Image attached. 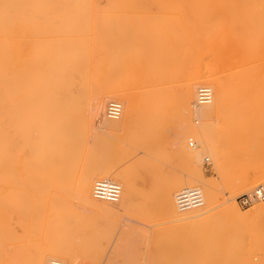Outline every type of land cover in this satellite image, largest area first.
<instances>
[{"label":"bare ground","instance_id":"obj_1","mask_svg":"<svg viewBox=\"0 0 264 264\" xmlns=\"http://www.w3.org/2000/svg\"><path fill=\"white\" fill-rule=\"evenodd\" d=\"M99 1L0 0V264H100L102 239L84 236L97 216L106 239L120 226L111 245L122 264H264V234L256 259L245 242L264 226V204L235 200L264 190L262 169L229 162L223 148L239 115L258 117L249 137L264 134V0ZM177 80L173 96L165 86ZM157 118L173 123L169 135L148 136ZM119 132L120 143L110 137ZM122 143H166L185 169L149 196L140 179L154 165L117 167L131 153ZM210 158L227 198L202 168ZM104 179L121 186L117 201L95 197ZM192 188L203 206L180 209L178 193ZM156 204L172 226L150 240L129 224ZM143 237L154 248L147 256Z\"/></svg>","mask_w":264,"mask_h":264},{"label":"rangeland","instance_id":"obj_2","mask_svg":"<svg viewBox=\"0 0 264 264\" xmlns=\"http://www.w3.org/2000/svg\"><path fill=\"white\" fill-rule=\"evenodd\" d=\"M100 5L105 4V0H100ZM123 76L128 77L130 79L129 73L125 72L122 73ZM121 75V76H122ZM180 81L177 80V83L175 81V83L173 82L170 86L166 85L165 87L167 89L170 88L172 95L176 96L177 90L179 88V84ZM137 88L133 89L136 90ZM138 90V89H137ZM143 115H138V117H142ZM152 117H155L154 115H149ZM236 120L239 121L240 126L238 125V129L231 132L232 134L230 135V138L225 142V144H223V148L224 151L227 150V152H225V154L227 155L229 162H240V161H244L246 159H251L252 162L258 164L261 169H262V176L261 178L264 179V134L262 135V137H260L259 139H253L250 135L249 137V132L247 131L249 128V122H254L256 119H258V117L256 115L253 114H247V115H239L235 118ZM264 120V118H263ZM185 124V122L183 123ZM150 129L148 131V136H154V135H158L160 133H165L167 135L170 134V131L173 128V123H162L160 121V119L157 118V120H154V122L152 124L149 125ZM177 126V125H176ZM107 130L102 129L100 132H105ZM138 131V130H137ZM111 133V132H110ZM114 134V136H110L111 138H113L115 141L120 143V140H118V138L120 139V136H123L124 133L119 132V133H112ZM107 135V134H105ZM190 141V139H188ZM195 142V139L193 140ZM228 142V144H227ZM188 143V142H187ZM125 144L124 146H126V148L129 149V151L131 152L129 156L127 157H121V159H119L117 162V167H120L122 165H129L131 163H137L140 159L143 158H149V163L154 165V170H147L145 171V173L143 174V176L140 179V188H143V190H148L149 189V196L152 194H158L160 189H161V184L163 185V183L165 184L164 181H167V179L169 177L174 176L175 174H179L181 173V171H183L185 169V165H183L184 163L178 161V159L173 156V155H168L167 152H169V147L168 144H157L155 145V147H149L147 149L143 148L141 145L139 146V144H134L132 146L127 145L128 143H122ZM196 144V142H195ZM227 144V145H226ZM257 145L255 150H251L249 149V147L251 148V145ZM137 145V146H136ZM189 147L193 148V145H190L189 143ZM227 147V148H226ZM148 154L153 153L155 155V157H152L151 155H147ZM250 155H248L249 153ZM230 156V157H229ZM202 168L206 174V176L208 178H212L215 181H217L220 184V189H221V195L224 198H227L228 196L232 195V190L228 187H223V183H222V179L221 176L218 174V172L214 169V165H213V159L210 158L207 161H204L203 163H201ZM216 171V172H215ZM174 174V175H172ZM171 175V176H170ZM169 176V177H168ZM233 180L235 183L239 182L238 176H233ZM252 190H239V192H237V194L235 195V200L238 201L240 196L247 193H250ZM156 192V193H155ZM151 193V194H150ZM78 200H76L75 203H77ZM260 202V201H258ZM261 203V202H260ZM238 204L240 205V207L242 209L248 208V207H243L239 201ZM262 204V203H261ZM252 206V205H251ZM135 218L136 221H132L130 222L131 224H129L132 229L136 230H141L139 233L140 236H147L148 239H152L154 238V236L156 235V231L157 230H164L165 228H169L170 226H172V223L169 221V218L167 216H165V214H162L159 210V206L156 204L155 206L153 205L152 208L148 209V213H147V217L146 216H140V215H134L133 216ZM96 223H92L89 225V227L86 229V231L84 232V236H89L91 235H98L103 242V250H104V254H102L101 257H103L104 255V259H101L100 257V264H103L101 262H104L105 259L106 261L109 259V257H115V261H119L117 262V264H122L123 260H124V252L122 253H114L113 250V245H115V243L118 242L121 234H120V229H119V225L114 229H111V234L107 235L108 238L106 239L104 233H103V226L101 225L102 222H104L105 219L102 216H97L96 218ZM107 220V219H106ZM224 226L226 225V222H224ZM97 226V228L95 227ZM160 228V229H158ZM257 231L259 233H257L255 236H249L245 242L248 245V247L252 248L251 251V256L254 258H258L257 256V252L256 250V245L258 243V241L261 239L262 235L264 234V226H261L259 228H257ZM39 237V236H38ZM111 237V238H110ZM115 237V239H114ZM152 237V238H151ZM141 238V237H140ZM40 239V237H39ZM109 240V242H108ZM112 240L115 242H112ZM144 237L142 239L139 240L138 242V246L140 247V249L145 252L146 249V245L144 243ZM113 244V245H111ZM126 243L123 242V246L121 245V248H123ZM150 244V245H149ZM150 247H149V246ZM147 245V249H146V256H147V250H149V253H152L154 250V248L152 247L153 245L151 243H148ZM152 245V246H151ZM112 246V247H111ZM145 246V247H144ZM149 248V249H148ZM153 248V249H152ZM254 250V251H253ZM108 252V254H107ZM142 252V253H143ZM113 253V254H112ZM254 254V255H253ZM257 256V257H256ZM79 264H92V261L87 258V257H83L80 256L79 257ZM102 260V261H101ZM104 260V261H103ZM98 264V263H97Z\"/></svg>","mask_w":264,"mask_h":264},{"label":"built area","instance_id":"obj_3","mask_svg":"<svg viewBox=\"0 0 264 264\" xmlns=\"http://www.w3.org/2000/svg\"><path fill=\"white\" fill-rule=\"evenodd\" d=\"M211 91L207 87H201L199 89V99L201 102H209L211 100ZM120 105L116 102H112L109 105V114L116 117L120 114ZM95 197L98 199H106L110 201H117L120 198L121 186L112 180L104 179L95 183ZM257 195L250 196L245 193L240 196L239 203L243 207H249L254 199L257 197L260 202L264 204V190L259 188ZM178 207L182 210H188L191 208L201 207L204 204V196L202 190L199 188L185 189L177 195ZM51 264H62L58 260H54Z\"/></svg>","mask_w":264,"mask_h":264}]
</instances>
